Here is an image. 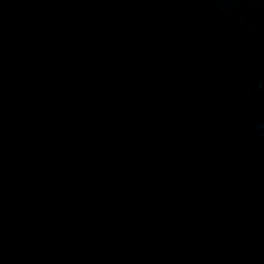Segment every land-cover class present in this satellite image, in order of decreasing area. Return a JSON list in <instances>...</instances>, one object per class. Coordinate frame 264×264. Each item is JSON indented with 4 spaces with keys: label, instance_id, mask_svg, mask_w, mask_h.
Here are the masks:
<instances>
[{
    "label": "water",
    "instance_id": "obj_1",
    "mask_svg": "<svg viewBox=\"0 0 264 264\" xmlns=\"http://www.w3.org/2000/svg\"><path fill=\"white\" fill-rule=\"evenodd\" d=\"M0 264H264V0H0Z\"/></svg>",
    "mask_w": 264,
    "mask_h": 264
}]
</instances>
